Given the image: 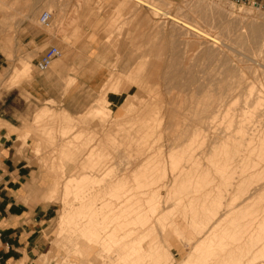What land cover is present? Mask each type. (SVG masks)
I'll use <instances>...</instances> for the list:
<instances>
[{
    "label": "rangeland",
    "instance_id": "rangeland-1",
    "mask_svg": "<svg viewBox=\"0 0 264 264\" xmlns=\"http://www.w3.org/2000/svg\"><path fill=\"white\" fill-rule=\"evenodd\" d=\"M145 1H154V2L158 1L159 6H157V7L162 9V11H166L168 13H171L172 15L175 14L176 16H178L180 18H185L184 20H188L192 23H196L198 25H201L200 26L201 28L206 29V31H209V32L211 31V33H214L215 35H217L219 37V39L222 38L219 41V44H217L218 47L215 48L217 50V53L215 52L216 58L215 57L212 58V60L214 59L213 62L211 61V59L209 61L207 57L203 56V52H204L203 48L206 49L205 46H201L202 49H201V47H199V48H197L198 49L197 50L192 45V43H189V44L185 43L186 38L188 39L190 36L187 37L184 34L185 32H183L182 29L180 30V28L179 29L176 28L180 32H178V30H177L175 33L176 35L173 38L172 35H173V32H175V30H174L175 28H171L172 25L170 24V21L164 15H162L161 10L158 9L156 11L158 13L157 16H159V17H157L156 15L153 16L154 13L152 12V10H150L149 8L147 10L146 6L144 7V5L141 3L138 5L137 2H135L134 0H133L134 4L132 3V0H0V75L2 74V77L0 79V96H2L3 94H8L11 90H18V92L14 93V94L12 91L8 100L14 106V108H16V110H18L17 113H19V115H21L17 120H15V122H18L19 124H21L23 126V129L25 132L23 135V141H25L27 139L31 140L32 154L35 157L36 162H37V169H38L39 175L41 177V182L45 185V189H46L45 200L50 201L49 203L52 205L53 210H54L53 211V218L48 223V227L45 230V238L47 241V246L45 249V253L42 254L38 259L39 264H50V263L56 264L58 261V257L66 254V253H64L66 251L65 249H67V250L70 249L71 243L68 240H65L66 245H65L64 249L62 248L61 245L56 246V244H55V241L57 239V237H56V226L58 224L59 216H60L62 209H63V202H62L63 184L71 176H74L78 172L76 170V167L78 165L77 163L80 160H84L82 158V156L88 150L94 148L95 154L91 157L92 160H89L90 164L96 163V161L97 162L102 161V163L105 162L104 163V169L105 168H113L115 171L118 170L117 169L118 167H120L122 169L125 164L130 165L133 168H135L137 166V163H139L141 161L138 159H136V161H135V159H134V158H136L134 156L137 155L135 153H138V151H139L137 149L140 148V143H136L137 140H138V142H140V140L137 139L136 136H139L143 132L142 131L143 126H145L143 124V121H145V118H149V117H150L149 119H146L148 124L150 122H153L152 119L155 122V124L154 123L149 124L150 126L152 125L155 128V130H153V127L151 126V131L152 130L153 131L148 134V140L150 141L149 142V150H150L149 153H151V154L148 153V156H151L150 159L152 158V160H150V164L155 158L153 156H155V154H156V157H157L159 152H160V154L158 155V160H159V158H161V160H159V162L156 165V170L153 173L154 177H151V179H153V180L151 182H148V185H150V186H148L149 187L148 189H150V190H147V192H146V190H143V191H140L138 189L133 190L134 199H137L142 205L144 204L143 207L145 206L144 207L145 209L143 210V213L148 216V220L145 221V223H142V224L134 223V224H129L130 226L128 225L129 226L128 228L130 229L129 240L133 244H135L136 246H138L137 242L141 241L139 246L141 248L142 255L140 257H162V259H164L165 257H169V258H171L173 264H176V263H179L180 261L184 262L183 260H186L187 257H200V256H202V254H201L202 251L201 250L199 251L198 248L205 241L203 239L204 235L199 233L200 226L202 225L201 223L206 219V218L204 219V217L209 218V222H210L211 227L214 225L216 227V223L219 222V219H222V220H220L219 228H221V227L222 228H227V227L229 228V226L231 229L232 228H235V229L238 228L239 232H237V234H236V232H232V234L230 233V235H229L230 237H226V234H223L224 235L223 237H225V238H223L222 235L220 234L221 235L220 238H222V239H219V237L217 239V237H216L213 239L214 242L212 241V243H213L214 248H217V247L219 248V246L221 245L220 242L223 241L222 246H225L226 249H227L226 245L230 244V246H232L230 249L235 248L234 250L240 252L243 249L245 250V247H246V246H243V245H245L244 241H245V238L247 236L244 231L248 228H251L250 226L252 225V224H249V223H251V221L248 220L250 218L249 215H256L259 213H264L263 212V209H264V202H263L264 201V191L262 192V190L264 188V187H262V186H264V182L262 180V179H264L263 178L264 177V174H263L264 171H262V170H264V168H262V167H264V165H263L264 157L260 158L261 160L259 161V159H257V157H255L256 153H254V152L252 153V152H250V150H248L249 148L252 149V148L257 147V146H255V144H252L251 146L249 145V147L246 148L247 147L246 142L243 139L241 140L243 133L241 134V138H240V134H239L240 132L238 133L239 129L236 133H234L237 130V128L239 127V124H240L239 122L241 121V123H242V120H241V117L239 114V112H240L239 109H240V107H242L244 105V102L246 101L245 100L246 98H243V97H245L247 87H249V88L254 87L256 89V91L258 90L259 93L262 96H264L263 95L264 94V92H263L264 91L263 90L264 85L263 86L260 85V84H264V78H263L264 77V71L262 72L263 68L260 64V59L264 58V51L260 52L259 50H257L255 52L256 55H252V54H250L249 51H247L246 46H244V47H243V45L238 46L237 42L235 44V39H234L233 35L228 36L226 34H221L219 32V27H217L218 26L217 21L214 22V24H213V21L210 22L209 19L207 21V18L204 19V17H203V19H204L203 20L201 17H199L196 14H193V15L190 14L189 8L193 7V5L199 4L201 2L204 4L201 7H205L206 4L208 5L211 2L212 3L218 2V0H200V1L199 0H145ZM203 1H205V2H203ZM131 4H132V6H131ZM218 6H217V10H220L222 12L223 11L224 12L229 11L235 15L239 13V10H237V9L245 8L247 11V17H248L247 20L248 21H250V20L254 21L255 20L256 24L264 25V0L263 1H261V0H219ZM139 9H141V10H139ZM44 11L51 13L50 25L47 27L41 25L39 22V17ZM187 13H189V14H187ZM208 13H211V12H208ZM135 14H137V15L139 14L138 15L139 18L137 17V15L135 16ZM213 14H215V13H213ZM190 15H191V17H190ZM211 15H212V13H211ZM196 16H197V18H196ZM187 17H189V18H187ZM192 17L194 19L196 18L195 20L197 22H195L194 19H192ZM247 17H245V18H247ZM162 20H164V21L166 20L165 22H163L165 24L161 23ZM167 21H169V22H167ZM150 22L152 23V25ZM204 22H206V23L204 24ZM161 24H163V25H161ZM215 24H217V26ZM158 25H160L161 27L160 26L158 27ZM146 26H148V27H146ZM172 30H174V31H172ZM156 32H157V35L158 34H160V35L156 36ZM158 32H160V33H158ZM177 32H178V34L180 33L181 37H179ZM167 36L171 37V39H173V40H170V38H168ZM183 36L186 38H184ZM35 37H37L38 39L45 37L47 43L43 46H39L33 40V38H35ZM155 38H156V40H154ZM184 39H185V41H184ZM162 40L164 41V43ZM167 40H168V42H166ZM175 40H177V42H176V44H173L175 42ZM181 40H183L184 42H182ZM222 40H223V42H222ZM152 41H153V43H152ZM182 43L183 44L185 43L187 46H185V44L182 46ZM171 44L173 47L171 46ZM228 44L230 45V47ZM232 44H235V45L233 46ZM177 45L178 46L181 45L179 49H176L177 47L176 48L174 47ZM51 46H55L59 49L60 56H58L56 59L53 60V62L50 64L48 69L42 71L38 68L37 63H38L40 57L42 56V54L46 51V49H48ZM159 46H161V47H159ZM235 46L239 47V49L235 48ZM170 47H172V48H170ZM184 47H186V48H184ZM151 48H152V50L150 51ZM174 48H175V54L173 52ZM189 48L192 50H190ZM185 50H187L188 52ZM195 50H197V51H195ZM223 50H225V51H223ZM178 51H180L182 53L184 51V53H187L188 56H186V54L179 53ZM191 51H193V52H191ZM199 51L201 52V54L199 53ZM219 51L222 52L223 56L221 55V53ZM171 52L173 53L172 56L170 55ZM190 52H191V54H190ZM196 52H198V53H196ZM218 52H219V54H218ZM178 53L180 54L179 56L182 55L181 56L182 59L180 58V61H178V59H179ZM195 53H196V55H195ZM189 54H190V56H189ZM192 54H194L193 55L194 57L195 56H197V57H195V58L192 57ZM197 54L198 55L200 54V55L198 56ZM229 54H230V56H229ZM244 54H246L247 57ZM148 56H152V58L151 57L149 58ZM170 56H171V58H170ZM173 56H174V58L172 59ZM253 57H254V59H253ZM183 58H184V60H183ZM190 58H192L191 59L192 61L189 60ZM169 59L172 61L171 63L168 62V61H170ZM206 59L208 61H206ZM219 59L221 60V63L219 62L220 61ZM251 59H253V60H251ZM187 60L190 61L191 63L188 62ZM215 60H218V62ZM246 60H247V62H246ZM181 61H182V63H181V65H179ZM239 61H240V63H239ZM241 61H243V62L241 63ZM173 62H175V63H173ZM206 62H208L209 65H208V63L206 64ZM244 62H245V64H244ZM176 63H178V64H176ZM188 63H190V66ZM228 63H230V66ZM18 64L20 65V67ZM169 64H174V65L176 64V67L174 65H169ZM186 64L188 66L185 67ZM203 64H204V67H203ZM177 65H179L180 67H178ZM221 65L225 66V68L223 67L224 69H227V67L230 68V70L234 71V73L229 74L228 70H226L227 72L223 71V74H220L219 72H221L223 69ZM14 66L16 67L15 72H13L9 75L8 74L6 75L4 73V71H6L8 69L11 70L12 67H14ZM161 67H162V69H161ZM172 67H175V69ZM183 67L185 69L189 68V70H187V69L185 70ZM168 68H172V70L171 69L169 70ZM176 68H178V71H175ZM179 69H181V70L184 69L185 71L184 70L179 71ZM20 71H22V72H20ZM155 71H157V72L154 73ZM163 71H165L166 77L163 76L164 75ZM171 71H175V72L172 73ZM186 71H188V73H190L192 75L188 74ZM189 71H191L192 73ZM158 72H159V74H158ZM168 72H170L173 75H175V73L177 72L176 75H179V76H182L184 73L185 74L187 73L190 77L192 76L194 78L192 80H189V82L187 81L188 79L183 78V77H181L183 79V81L182 80L180 81L178 78H176V79H174V81H172L173 78H170L171 80H170V82H168L169 77H167V76L171 75ZM216 72H218V73H216ZM35 75H42L43 78L49 79V83L52 85L51 88H52L53 92L59 94L60 99L56 100V101L51 100L47 104L31 100L29 97V94L23 90V84L29 83ZM158 75L160 77H158ZM241 75H242V77H241ZM162 76H163V78H162ZM220 76H222V78ZM236 76H238V77H236ZM260 76H262V77H260ZM110 77H111V79H110ZM217 77L220 78L219 81H218ZM229 77H230V79L228 80ZM239 77H241V79L242 78L243 79L241 80L242 82L237 85L236 83L238 82L237 80ZM198 78H199V80H198ZM202 78H204V79H202ZM175 80H177L178 82H176ZM195 80H196V82H194ZM179 81H180V83H179ZM198 81H199V83H198ZM262 81H263V83H262ZM111 82H112V84L114 83L115 85H112ZM166 82H167V84H166ZM171 82H173V84H170ZM174 82H175V84H174ZM182 82H185L186 84L185 83L182 84ZM197 83L199 86H197ZM213 83H215V84H213ZM177 84H178V86H180L179 88H178V86H175ZM218 84H221V85H218ZM231 84H232V86H231ZM140 85L142 86V88ZM164 85H166V86H164ZM168 85H170V86L168 87ZM173 85L175 87H173ZM184 85H185V87H184ZM202 85H204V86H202ZM150 86H151V88H150ZM216 86H217V89H216ZM258 86H261V87L259 88ZM171 87H173V89ZM182 87L185 89H183ZM196 87H198L200 91ZM218 87H220V88H218ZM212 88L216 89V90L214 91ZM243 88L244 89L246 88V89L244 90ZM138 89H139V91H138ZM195 89H197L198 91ZM205 89L208 90V92H211L212 90H213L212 92H215V93L211 92L213 95H210L211 93H209V95L207 97V99L210 98L209 101L207 100V102L209 104L205 101L206 100V97L204 96L205 92H206ZM220 89H221V92H219ZM232 89L234 90L233 92H231ZM261 89H262V91H261ZM171 90H174L176 92L171 91ZM179 91H181V92H179ZM191 91H193L194 93ZM154 93H156V94H154ZM157 94H158V97L155 96ZM169 94H170V96H169ZM189 94H191V96L193 95L194 98L190 97ZM199 94L202 98L203 97L204 98L202 99L200 96H198ZM202 94H204V95L202 96ZM151 96H152V100H151ZM105 97L108 100L107 104H105L103 101H101V99H103ZM155 97H157L156 98L157 103L154 102V101H156ZM211 97H213V99ZM109 98H112V99L109 100ZM174 99H177V100H174ZM179 99H180V101H179ZM199 99H200V102H199ZM158 100H159V103H158ZM164 101H165V105H164ZM194 101L197 105H199V107L198 106L195 107V104H193ZM263 101H264V98L262 99L261 102L263 103ZM154 103H155V105H154ZM161 103H162V105H161ZM205 103L208 104V108L210 109V110L206 109L209 112L208 114L206 113L205 108L204 109L202 108V106L205 107L204 106ZM126 104L128 107L126 106ZM130 104L132 105V107ZM144 104L146 106H144ZM156 104H158V105H156ZM173 104H174V106H173ZM176 104L179 106L180 109H178ZM231 104L233 105V107ZM139 105H140V107H139ZM191 105L194 106L195 108L192 107ZM263 105H264V103L260 104V106H261L260 108H263L262 107ZM234 106H236V107L234 108ZM42 107H48L52 111H54L56 114H60L62 110H66L72 115L75 123L73 122L69 127H66V128H64V126H60V124H58V123L51 125V123L48 121H44L42 123H37L34 121V114L39 108H42ZM146 107L147 108L149 107V108L147 109ZM154 107H157V108H154ZM174 107H176V109H174ZM212 107H214V108H212ZM145 109H146L147 113L144 111ZM160 109L162 110V112L160 111ZM195 109L198 111H200L202 109V111L198 112V111H195ZM155 110H157V111L154 112ZM165 110H166V112H165ZM212 110H213V112H212ZM148 112H150V113H148ZM157 112H158V115L156 117ZM192 112L194 114L197 113L195 115V119H194V117H192L194 115ZM229 112H230L231 116L227 115ZM200 113H202V114H200ZM234 113H236L237 116ZM139 115H141V116H139ZM164 115H165V119L163 118ZM122 116H124V117H122ZM161 116H163V117H161ZM223 116H224V119L222 118ZM227 116H228V118H230V117L231 118L228 120ZM121 117L123 119H125L126 123L123 122L124 124L119 125L118 123H119V119H121ZM198 117L199 118L201 117L200 118L201 122H200V120L199 121L197 120V119H199ZM225 117H226V119H225ZM234 117H236L240 120L238 121V119H236ZM142 118H144V119L141 120ZM162 118L164 119V122H162L163 121ZM232 118L235 119V121H236V122H234L235 124L233 123L234 119H232ZM255 118H258V117L254 116V117H252L253 121L250 120V122L248 121L246 123H248V125L250 126L249 129L251 131L256 132V134H259V132L263 128L262 119L264 121V115H261L258 119H255ZM115 119H118V120H115ZM202 119H204L203 123H202ZM134 120H135V122H134ZM157 120H160L161 123H159ZM191 120H193V121H191ZM194 120H195V122H194ZM224 120H226V121H224ZM256 120H257V122H255ZM111 121H113V122H111ZM136 121L137 122L139 121V123L137 124ZM198 122H199V124H198ZM214 122H215V124H214ZM77 123H79V124H77ZM156 123L157 124L159 123L160 126H159V124L157 126ZM200 123H202L203 126H202V124L200 125ZM227 123H229V124H227ZM176 124H177V126H180V127L177 128L176 126H174ZM230 124H231V126L232 125L235 126V128H234V126H232L234 130L230 129V128H232V127H230ZM161 125H162V127H161ZM139 126H141V129ZM256 126H258V127H256ZM122 127H123L124 132H122V133L119 132L120 135H119V133L117 134V130L119 128L122 129ZM201 127H203V128H201ZM216 127L218 128V130H220L221 128L225 129L224 132H221L222 129L220 132L222 134L225 133L224 135L227 134L225 136L226 138H228L227 136H229L230 134L231 135L234 134L233 136L237 137V138H235L236 139L234 142L235 145L236 144L238 145L239 142L244 143L243 146H242V144L240 145V143H239L240 147L238 145L239 149H242V150H240V152H238L239 149H238V147H237V149H235V147L237 145L234 146V144H232L233 146L231 147L230 141H227L228 144H225L224 146H222V144L226 143L224 141L226 139H225L224 135H222L220 132L217 133V131H218L217 129H216V131H212V130H215ZM227 127L230 130H227L228 129ZM252 127L255 130H253ZM183 128H184V130H183ZM68 129H70V130H68ZM136 129H138L139 132L141 131L140 134L138 133V130H136ZM156 129H157V131H156ZM164 129L166 132L164 131ZM172 129H173V131H172ZM188 129L191 132L194 131L193 133H194V135L195 134L196 135L193 136L192 135L193 133H191ZM226 130L229 131V133L228 132L226 133ZM134 131L137 132V135H136V133L135 134L133 133ZM198 131H201V133L200 132L198 133ZM251 131H249V132H251ZM153 132H155L156 134ZM254 132H251V133H254ZM157 133L159 136H157ZM215 133H217L216 138L215 137L213 138L212 135L213 134L215 135ZM152 134H153V136H152ZM204 134H206V135H204ZM219 134H221V136ZM191 135L193 138H191ZM197 136H198V139H197ZM222 136H223V140H222ZM156 137H158V138L156 139ZM179 137H181V138H179ZM119 138H120V140H119ZM122 138H123V140H122ZM128 138H129V140H128ZM133 138H134V141H133ZM166 138L168 140H166ZM238 138H240V139H238ZM211 139L213 141H211ZM181 140H183V141H181ZM238 140H240V141H238ZM69 141H71V142L69 143ZM153 141L154 142L156 141V142L153 143ZM167 141H169V142H167ZM172 141L174 144H172ZM201 141H203V143ZM220 141H221V143H220ZM241 141H244V142H241ZM213 143L216 146H214ZM217 143L221 144V145L218 146ZM128 144L130 147L127 146ZM169 144H171V145H169ZM135 145L136 146L138 145V146L136 147ZM160 145L162 148L160 147ZM154 146H156V147H154ZM169 146H173V147H169ZM74 147H75V149H73V152L74 153L79 152V153L77 155H75L72 159H70L71 157L66 150H69L70 148L72 149ZM128 147H129V149H128ZM200 147H202V148H200ZM215 147L217 150L214 149ZM62 148L65 149V152L62 151ZM168 148H170V149H168ZM171 148H175V149H171ZM233 148H234V150L237 151V153H239V154H237V153L235 154L233 151V154H235L237 156L240 155V156L237 157V156L230 153V151L232 152ZM104 149H105V151H104ZM155 149L157 150V152ZM246 149H247V152H249V154H247L246 151H245L246 154H245V152H244V154L246 156L249 155L250 157L247 156L249 158H247L242 152ZM256 149L257 148H255L254 151H256ZM152 150L154 151V154H153ZM170 150H171V152H170ZM215 150L217 151V153ZM218 150L222 151L224 154V155L221 154L219 156L222 159L219 157L217 158V156H216V155H219V153H221V152H218ZM225 150H226L227 154L224 152ZM184 151H186L185 154H184ZM188 151H190V153ZM211 151H213V152H211ZM227 151H229V152H227ZM241 152H242V155H241ZM100 153H102V154L106 153V156L101 155ZM163 153H165V154H163ZM228 153L231 156L233 155L235 157H232V159H228V158H231V156ZM250 153L252 155L254 154L253 157ZM181 154H182V156H181ZM189 154L191 157L189 156ZM191 154H193V155H191ZM210 154H211V156H210ZM225 154L229 155V157L228 156L226 157ZM67 156H69L70 158ZM185 156H187V157L185 158ZM212 156H213V159H212ZM214 156L216 158H214ZM188 157H190V158H188ZM254 157H255V159H254ZM251 158H253L254 160ZM214 159H216V160L220 159V160H218L219 162H221V160H224V159L226 161L221 162L222 164L224 162L225 163L223 165H220L221 163L219 164V162H217V161L214 162L215 161ZM241 159L243 161L244 160H246V161L243 162ZM256 159L258 160L257 162H259V163L256 162ZM105 160H107V161H105ZM248 160H249L251 166H253L252 163L256 162L257 168L259 169V171L261 170L263 173L261 172V174H260L259 171L257 173L258 169H255L256 168L255 166H254L255 168H253V170H252V167L249 166V164H248ZM132 161H135L136 163L132 162ZM117 163H118V165H117ZM122 163H123V165H121L122 166L121 167L120 164H122ZM228 163L229 164L231 163L232 165L231 164L229 165ZM261 163H262V166H261ZM61 164L63 166L62 169H60ZM216 164L217 165L219 164V165L217 166ZM257 164L261 167H259ZM105 165H106V167H105ZM116 166H117V168H116ZM157 166L162 167L165 170H163L162 168H159ZM172 166H174V167H172ZM232 166H233V168H235V170H233V171L237 172V173L232 174V176H231L230 174L233 172ZM246 166L249 167L250 169L247 168ZM199 167H200V169H199ZM217 167L219 168V170H217L218 169ZM245 167H246V171H245L246 174L243 172L245 170ZM170 168H172V171ZM189 168H192V169L190 170ZM196 168H198V169L196 170ZM220 168L226 169V170L224 169V171H223L224 173H225V171H227L226 174H224L223 176L220 175V171H222V170H220ZM240 168L242 170L243 169L244 170L242 171ZM182 169L183 170L186 169V170H184V171H182V173H180L179 171ZM227 169H229V170H227ZM107 170L108 169H106V172H107ZM173 170H175V171H173ZM192 170H194V171H192ZM247 170L248 171L251 170V171L248 172ZM185 171H187V172H185ZM191 171L195 175L197 172L196 176H198V177H195V175ZM203 171L205 173L207 171L206 175H204L205 173ZM175 172H177V173L175 174ZM183 172H184V176L190 175L189 177H187V176L185 177L186 180L183 178L184 177ZM98 173L99 172L96 171L95 174L98 175ZM127 173L131 176V177L129 176V178L131 179L132 184L134 182L133 185H135V186L137 185V183H135V181L132 180V176L135 177V175H137V177H139L140 175H142V177L140 176L138 178L139 180L143 181V182L140 181L141 184H143L144 181L146 180L144 177L145 175H143L141 172L131 174L132 172L128 171ZM190 173H192V174H190ZM198 173H199V175L201 174V177L198 175ZM210 173H211V175H210ZM251 173L252 174L254 173V174L252 175ZM104 174L105 173H103L102 175H104ZM179 174H180V177L182 176L181 178L178 177ZM256 174H257V176H256ZM258 174H259V176H258ZM99 175H101V173ZM192 175H193V177H192ZM170 176L172 177V179ZM204 176L206 179L204 178ZM211 176L213 177V179H211L212 178ZM260 176H261V178H259ZM107 177L108 176H106V178ZM207 177H209V178H207ZM148 178L150 179V176ZM176 178H178V180ZM190 178H191V180H190ZM192 178H194L195 180ZM200 179L202 181H200ZM233 179H234V181H233ZM243 179H245L244 180L245 183L243 182ZM207 180H208V182H207ZM241 180H242V182H241ZM260 180H262V181H260ZM195 181H197V182H195ZM232 181H233V183H232ZM250 181H252V182H250ZM259 181L262 183H260ZM172 182H174V184L175 183L176 184L174 185ZM183 182H184V184L187 183V185L184 186ZM202 182H205V183H202ZM212 182H214V183H212ZM229 182L232 183L231 184L232 186L230 185ZM247 182L249 183V185ZM146 183L147 182L145 181L144 184H146ZM193 183L196 186H194ZM201 183L204 184V186L203 185L201 186L200 185ZM250 183H251V185H250ZM256 183H259V185L257 184L258 188L256 186ZM190 184H191V186H190ZM197 184L199 185L200 189H196V188H199L197 186ZM205 184H206V187H205ZM215 184H219V186L215 185ZM241 184L242 185L244 184V185L242 186ZM253 184L255 185V187ZM208 185H210V186H208ZM247 185L250 187H247ZM214 186H218V187L214 188ZM178 187H180V188L184 187L185 190L182 188L184 190V192L181 191L182 189L180 190V188H178ZM201 187L202 188L205 187L204 189L205 190L207 189V190L204 191V189H202ZM244 187H246L247 189H243ZM252 187H254V188H252ZM189 188H190V190H189ZM250 188H251V190H250ZM187 189H188V191H187ZM192 189H193V191H192ZM209 189H211V190L209 191ZM217 189H219V190H217ZM246 190H248L249 192H247ZM149 191H151L152 193ZM240 191H241V193H240ZM244 193H246V194H244ZM261 193H262V195H261ZM241 194L244 196H242ZM255 195H257L258 197H256ZM218 196H219V199H218ZM238 196H240V197L238 198ZM254 197H255V199H254ZM234 198H236V199H234ZM241 198H242V200H241ZM143 199H144V201L142 202ZM248 199L251 200L250 201L251 203L249 202ZM209 200L210 201L214 200V202L208 203ZM216 200H218L217 201L218 204L215 202ZM233 200L236 201L237 203L234 202ZM255 200L257 202H255ZM202 201H204V203ZM232 201H233V203H232ZM247 201H248V203H247ZM188 202H190L191 204ZM193 203L195 204L196 209L192 208V207H195ZM196 203L198 204V206L196 205ZM210 204L212 205V208H211ZM228 204H229V206H228ZM246 204H247V206H252L255 204L254 205L255 207L252 206L254 209L252 207H246ZM191 205H192V207H191ZM203 205H204V208H203ZM215 205L218 208H216ZM154 206H155V210H154V212H152V208ZM206 207H208L212 210V211L210 210L211 213H210V211L204 210V209H206ZM213 211H217V214L213 216L214 220L212 219V215H213L212 212ZM193 212H194V214H193ZM207 212H208V215L206 214ZM248 212H249V214H248ZM195 213H197V215ZM246 215H247V217H246ZM192 216L195 217L194 220H193ZM247 222H248V224H246ZM198 227H199V229H198ZM217 227H218V225H217ZM218 230H220V229H218ZM199 234L202 238L201 237L199 238ZM235 235L236 236H239V235L244 236L245 235V236L242 237L243 239L240 237L242 239V241H241L240 238H237ZM232 236H233V238H232ZM216 240H219V241H216ZM240 241H241V244L239 245L238 243ZM133 244H131V246L133 248L136 247ZM236 245L243 246V247H241L243 249L240 250L241 248L240 249L237 248L238 249L237 250ZM115 247L116 246L112 247L113 252L111 253V257L113 256V260H112L113 263H116L117 262L116 257H120V255H121L120 248H118V247L115 248ZM204 247H206L207 252L210 253L209 251H211V247L210 246L209 247L204 246ZM204 247L201 246V248H204ZM256 248H258L257 250H259L260 246L256 247ZM256 248H255V250H256ZM226 249L224 252L227 253L229 251V248L227 250ZM215 251H217V250H215ZM224 252H223L224 256L221 254L217 255L215 253L216 256H214L215 254H213V256L209 254L208 257H218V256L219 257H226V254ZM236 253H238V252H236ZM244 254L242 255V257H248V256H244ZM252 255H253V253H251L249 255L250 258H248V259H251ZM69 257L72 260H74L77 264H79V258H78L79 255L73 254L72 252H70ZM130 257H138V254L133 253L132 256H130ZM238 257H240V255H238ZM132 264H134V263H132ZM257 264H260V263H257Z\"/></svg>",
    "mask_w": 264,
    "mask_h": 264
},
{
    "label": "bare ground",
    "instance_id": "bare-ground-1",
    "mask_svg": "<svg viewBox=\"0 0 264 264\" xmlns=\"http://www.w3.org/2000/svg\"><path fill=\"white\" fill-rule=\"evenodd\" d=\"M135 2H137V4L139 5L140 3L141 4H143L144 5V7L146 6V8H147V10H148V8L150 9V10H152V12L154 13L153 14V16L154 15H158V13L156 12L158 9L159 10H161V13H162V15H164L169 21H170V24L173 26H171V28H175L174 30H175V32H173V38H174V36L176 35L175 33H176V31L180 28V30L182 29L183 30V32H185L184 34L188 37V36H190L188 39L186 38V37H184V38H186V42L185 43H192V45L197 49V48H199V47H201V46H205V48L206 49H204L203 48V56H205V57H207L208 58V60L210 61V59H211V61L213 62V60H212V58H214L215 57V52L217 53V50L215 49V48H217L218 47V45L217 44H219V41L222 39H219V37L217 36V35H215L214 33H211V31L209 32V31H206V29H203V28H201L200 26L201 25H198V24H196V23H192V22H190V21H188V20H184L185 18H180V17H178V16H176L175 14L174 15H172L171 13H168V12H166V11H162V9H160V8H158L157 6H159V2L157 1V2H154V1H145V0H134ZM200 1V0H199ZM203 2H205V1H203ZM214 2V1H213ZM132 3H133V0H132ZM197 3V2H196ZM134 4V3H133ZM206 4V3H205ZM137 5V6H138ZM202 5H204L203 3H199V4H195V5H193V7H190L189 8V11H190V14H196V15H198L199 17H201L202 19H203V17H204V19L205 18H207V21H208V19L210 20V22L211 21H213V24H214V22H216L217 21V24H218V26H217V24H215L217 27H219V32L221 33V34H226V35H228V36H231V35H233V37H234V39H235V44H236V42L238 43L237 45L239 46V45H243V47L244 46H246V48H247V51H249L250 52V54H252V55H256L255 54V52L257 51V50H259L260 52L261 51H264V25H260V24H256V22H255V20L253 21V20H250V21H248L247 19H248V17H247V11H246V9L245 8H240V9H237V10H239V13L238 14H232L231 12H222V11H220V10H217V6L219 5V0H218V2H214V3H210V4H206V8L205 7H201ZM130 6V5H129ZM131 6H132V4H131ZM134 6V5H133ZM142 6V5H141ZM163 7V6H162ZM219 7V6H218ZM166 8V7H165ZM138 9V8H137ZM139 10H141V9H139ZM208 12H211L212 13V15H211V13H208ZM249 12V11H248ZM137 13V12H136ZM213 13H215V14H213ZM141 14V13H140ZM148 14V13H147ZM187 14H189V13H187ZM137 14H135V16H136ZM139 15V14H138ZM137 15V17L139 18V16ZM178 15V14H177ZM152 16V17H153ZM180 16V15H179ZM195 16V15H194ZM150 17V16H149ZM151 17V18H152ZM157 17H159V16H157ZM185 17V16H184ZM190 17H191V15H190ZM245 17H247V18H245ZM150 18V19H151ZM187 18H189V17H187ZM196 18H197V16H196ZM195 18V19H196ZM154 19V18H153ZM152 19V20H153ZM192 19H194L193 17H192ZM191 19V20H192ZM194 19V21L195 22H197L196 20ZM199 19V18H198ZM197 19V20H198ZM203 19V20H204ZM137 20V19H136ZM151 21V20H150ZM166 21V20H165ZM164 20H162V22L161 23H163V22H165ZM169 21H167V22H169ZM199 21V20H198ZM201 21V20H200ZM206 21V20H205ZM206 21V22H207ZM134 22V21H133ZM137 22V21H136ZM206 22H204V24L206 23ZM149 23V22H148ZM151 23V22H150ZM163 24H165V23H163ZM163 24H161V25H163ZM151 25H152V23H151ZM150 25V26H151ZM154 25V24H153ZM160 25H158V27H159ZM205 26V25H204ZM203 26V27H204ZM146 27H148V26H146ZM154 27V26H153ZM152 27V28H153ZM161 27V26H160ZM170 27V26H169ZM211 27V26H210ZM214 27V26H213ZM145 28V27H144ZM143 28V29H144ZM176 28H178V29H176ZM206 28V27H205ZM208 28V27H207ZM248 28V29H247ZM162 29V28H161ZM160 29V30H161ZM211 29V28H210ZM209 29V30H210ZM214 29V28H213ZM217 29V28H216ZM174 30H172V31H174ZM178 32H180L179 30H178ZM178 32H177V34H178ZM182 32V33H183ZM155 33V32H154ZM158 33H160V32H158ZM166 34V33H165ZM168 34V33H167ZM172 34V33H171ZM153 35V34H152ZM160 34H158L157 35V32H156V36H159ZM179 35V37H181L180 36V33L178 34ZM182 35V34H181ZM155 36V35H154ZM225 36V35H224ZM223 36V37H224ZM168 37V36H167ZM182 37V38H183ZM168 38H170V40H173V39H171V37H168ZM178 38V37H177ZM152 39V38H151ZM150 39V40H151ZM158 39V38H157ZM166 39V38H165ZM181 39V38H180ZM226 39V38H225ZM154 40H156V38L154 39ZM169 40V39H168ZM168 40L166 41V42H168ZM178 40V39H177ZM177 40H175V42L173 43L172 41V43L173 44H176V42H177ZM224 40V39H223ZM223 40H222V42H223ZM227 40V39H226ZM231 40V39H230ZM149 41V40H148ZM163 41V40H162ZM182 42H184L185 41V39H184V41L183 40H181ZM228 41V40H227ZM150 42V41H149ZM157 42V41H156ZM221 42V43H222ZM152 43H153V41H152ZM155 43V42H154ZM158 43V42H157ZM163 43H164V41H163ZM184 43V44H185ZM167 44V43H166ZM178 44V43H177ZM180 44V43H179ZM183 43H182V46L184 45ZM224 44V43H223ZM235 44H232L233 46L235 45ZM147 45V44H146ZM155 45V44H154ZM226 45V44H225ZM229 45V44H228ZM149 46V45H148ZM156 46V45H155ZM163 46V45H162ZM170 46V45H169ZM171 46H172V44H171ZM181 46V45H180ZM180 46H174L176 49H179L180 48ZM185 46H187L186 44H185ZM223 46V45H222ZM145 47V46H144ZM159 47H161V46H159ZM167 47V46H166ZM173 47V46H172ZM172 47H170V48H172ZM189 47V46H188ZM229 47H230V45H229ZM242 47V46H241ZM242 47V48H243ZM175 48L173 49L174 51V54H175ZM184 48H186V47H184ZM192 48V47H191ZM235 48H238L239 49V47H237V46H235ZM139 49V48H138ZM161 49V48H160ZM190 49V48H189ZM201 49H202V47H201ZM224 49V48H223ZM234 49V48H233ZM152 50V48L150 49V51ZM154 50V49H153ZM162 50V49H161ZM160 50V51H161ZM190 50H192V49H190ZM198 50V49H197ZM197 50H195V51H197ZM200 50V49H199ZM216 50V51H215ZM172 51V50H171ZM177 51V50H176ZM185 51H187V50H185ZM223 51H225V50H223ZM229 51V50H228ZM232 51V50H231ZM234 51V50H233ZM239 51V50H238ZM241 51V50H240ZM244 51V50H243ZM163 52V51H162ZM179 53H182V52H180V51H178ZM188 52V51H187ZM191 52H193V51H191ZM191 52H190V54H191ZM220 52V51H219ZM219 52H218V54H219ZM230 52V51H229ZM248 52V53H249ZM150 53V52H149ZM172 53V52H171ZM170 53V55L172 56L173 55V53L171 54ZM178 53V56L180 55ZM196 53H198V52H196ZM196 53H195V55H196ZM199 53L201 54V52L199 51ZM221 53V55L223 56V54H222V52H220ZM224 53V52H223ZM227 53V52H226ZM243 53V52H242ZM162 54V53H161ZM169 54V53H168ZM182 54H186V56H188L187 55V53H184V51H183V53ZM190 54H189V56H190ZM199 54V55H200ZM217 54V55H218ZM194 54H192V57H194L193 56ZM198 55V54H197ZM198 55V56H199ZM245 56H246V54H244ZM243 55V56H244ZM153 56V55H152ZM152 56H148L149 58L151 57L152 58ZM161 56V55H160ZM171 56H170V58H171ZM177 56V55H176ZM175 56V57H176ZM182 56V55H181ZM181 56H179V59H178V61H180V58L182 59V57ZM229 56H230V54H229ZM241 56V55H240ZM242 56V57H243ZM251 56V55H250ZM249 56V57H250ZM147 57V58H148ZM162 57V56H161ZM195 57H197V56H195ZM194 57V58H195ZM239 57V56H238ZM247 57V56H246ZM167 58V57H166ZM174 58V56L172 57V59ZM189 58V57H188ZM193 58V59H194ZM216 58V57H215ZM225 58V57H224ZM231 58V57H230ZM252 58V57H251ZM160 59V58H159ZM176 59V58H175ZM192 58H190L189 60L190 61H192L191 60ZM218 59V58H217ZM253 59H254V57H253ZM253 59H251V60H253ZM170 60V59H169ZM183 60H184V58H183ZM197 60V59H196ZM201 60V59H200ZM207 59H206V61H208ZM220 60V59H219ZM259 60V59H258ZM257 60V61H258ZM175 61V60H174ZM188 61V60H187ZM186 61V62H187ZM190 61H188V62H190ZM204 61V60H203ZM215 61H217L218 62V60H215ZM249 61V60H248ZM145 62V61H144ZM160 62V61H159ZM168 62H172L171 60L170 61H168ZM177 62V61H176ZM220 63H221V60L219 61ZM243 61H241V63H242ZM246 62H247V60H246ZM167 63V62H166ZM173 63H175V62H173ZM179 63V62H178ZM178 63H176V64H178ZM181 63H182V61L180 62V64L179 65H181ZM191 63V62H190ZM190 63H188L189 64V66H190ZM205 63V62H204ZM208 62H206V64H207ZM239 63H240V61H239ZM238 63V64H239ZM251 63V62H250ZM16 64V63H15ZM21 64V63H20ZM160 64V63H159ZM176 64L174 65V64H169V65H174L175 67H176ZM184 64V63H183ZM211 64V63H210ZM229 64V66H230V63H228ZM227 64V65H228ZM244 64H245V62H244ZM254 64V63H253ZM260 64H261V66H262V68H263V70H262V72L264 71V58H261L260 59ZM19 65V64H18ZM22 65V64H21ZM28 65V64H27ZM179 65H177L178 67H180ZM194 65V64H193ZM208 65H209V63H208ZM226 65V66H227ZM158 66V65H157ZM163 66V65H162ZM186 66H188L187 64L185 65V67ZM192 66V65H191ZM207 66V65H206ZM222 66V65H221ZM246 66V65H245ZM253 66V65H252ZM258 66V65H257ZM19 67H20V65H19ZM18 67V68H19ZM24 67V66H23ZM22 67V68H23ZM168 67V66H167ZM166 67V68H167ZM175 67H172V68H174L175 69ZM203 67H204V64H203ZM217 67V66H216ZM225 68V66H222V68ZM250 67V66H249ZM17 68V69H18ZM29 68V67H28ZM154 68V67H153ZM158 68V67H157ZM172 68H168L169 70L171 69L172 70ZM182 68V67H181ZM184 68V67H183ZM222 69V71L221 72H219L220 74H223V71H226V70H228V72H229V74L231 73V74H233L234 73V71H232V70H230V68H228L227 67V69ZM238 68V67H237ZM261 68V67H260ZM161 69H162V67H161ZM167 69V70H168ZM185 69V68H184ZM184 69H182V70H184ZM187 69V68H186ZM185 69V70H186ZM192 69V68H191ZM204 69V68H203ZM15 70H16V67L14 66V67H12V69L9 71V72H7V74L9 75V74H11V73H13V72H15ZM23 70V69H22ZM181 69H179V71H182ZM184 70V71H185ZM187 70H189V68L187 69ZM238 70V69H237ZM236 70V71H237ZM25 71V70H24ZM175 71H178V68H176V70ZM175 71H171L172 73H174ZM192 71V70H191ZM191 71H189V72H191ZM203 71V70H202ZM213 71V70H212ZM20 72H22V71H20ZM157 71H155L154 73H156ZM164 72V75L163 76H165L166 74H165V71H163ZM187 73H188V71H186ZM227 72V71H226ZM256 72V71H255ZM161 73V72H160ZM168 73H170V72H168ZM177 73V72H176ZM176 73H175V75H173V74H171L170 76L168 75L167 77H169V79H168V82H170V78H173L172 79V81H174V79H176V78H178L180 81L182 80L183 81V79L181 78V77H183V78H186V79H188L187 81L189 82V80H192L194 77H190L188 74H190V73H184L182 76H179V75H176ZM192 73V72H191ZM216 73H218V72H216ZM238 73V72H237ZM236 73V74H237ZM261 73V72H260ZM259 73V74H260ZM151 74V73H150ZM158 74H159V72H158ZM179 74V73H178ZM196 74V73H195ZM198 74V73H197ZM208 74V73H207ZM13 75V74H12ZM152 75V74H151ZM155 75V74H154ZM157 75V74H156ZM190 75H192V74H190ZM212 75V74H211ZM235 75V74H234ZM240 75V74H239ZM15 76V75H14ZM163 76H162V78H163ZM225 76V75H224ZM263 76V75H262ZM262 76H260V77H262ZM121 77V76H120ZM158 77H160L159 75H158ZM166 77V76H165ZM202 77V76H201ZM200 77V78H201ZM215 77V76H214ZM213 77V78H214ZM221 78H222V76H220ZM236 77H238V76H236ZM235 77V78H236ZM241 77H242V75H241ZM241 77H239L238 78V82L236 83L237 85L238 84H240L242 81V79H241ZM116 78V77H115ZM119 78V77H118ZM161 78V79H162ZM218 78V77H217ZM216 78V79H217ZM264 78V77H263ZM110 79H111V77H110ZM160 79V80H161ZM202 79H204V78H202ZM219 79L220 78H218V81H219ZM230 79V77L228 78V80ZM234 79V78H233ZM232 79V80H233ZM198 80H199V78H198ZM212 80V79H211ZM245 80V79H244ZM259 80V79H258ZM127 81V80H126ZM150 81V80H149ZM165 81V80H164ZM163 81V82H164ZM176 82H178L177 80H175ZM180 81H179V83H180ZM185 81V80H184ZM214 81V80H213ZM194 82H196V80L194 81ZM215 82V81H214ZM222 82V81H221ZM220 82V83H221ZM227 82V81H226ZM145 83V82H144ZM159 83V82H158ZM183 83H185V82H182V84ZM198 83H199V81H198ZM198 83H197V86H199L198 85ZM216 83V82H215ZM215 83H213V84H215ZM219 83V82H218ZM225 83V82H224ZM228 83V82H227ZM244 83V82H243ZM252 83V82H251ZM262 83H263V81H262ZM111 84H112V82H111ZM149 84V83H148ZM165 84V83H164ZM166 84H167V82H166ZM169 84V83H168ZM170 84H173V82H171ZM174 84H175V82H174ZM186 84V83H185ZM201 84V83H200ZM212 84V83H211ZM233 84V83H232ZM232 84H231V86H232ZM249 84V83H248ZM254 84V83H253ZM112 85H115L114 83L112 84ZM142 85V84H141ZM140 85V86H141ZM218 85H221V84H218ZM217 85V86H218ZM236 85V86H237ZM246 85V84H245ZM255 85V84H254ZM257 85V84H256ZM260 85H264V84H260ZM143 86V85H142ZM142 86H141V88H142ZM164 86H166V85H164ZM170 85H168V87H169ZM172 86V85H171ZM175 86H178V84L177 85H175ZM174 85H173V87H175ZM202 86H204V85H202ZM217 86H216V89H217ZM235 86V87H236ZM248 86V85H247ZM149 87V86H148ZM147 87V88H148ZM167 87V88H168ZM173 87H171L172 89H173ZM180 86H178V88H179ZM184 87H185V85H184ZM207 87V86H206ZM210 87V86H209ZM222 87V86H221ZM259 88L261 87V86H258ZM257 87V88H258ZM111 88V87H110ZM150 88H151V86H150ZM177 88V87H176ZM175 88V89H176ZM183 88V87H182ZM195 88V87H194ZM198 90H199V88L198 87H196ZM218 88H220V87H218ZM225 88V87H224ZM169 89V88H168ZM167 89V90H168ZM183 89H185V88H183ZM189 89V88H188ZM191 89V88H190ZM197 89H195V90H197ZM213 89V88H212ZM216 89H213L214 91L216 90ZM235 89V88H234ZM244 89V88H243ZM246 89V88H245ZM244 89V90H245ZM137 90V89H136ZM149 90V89H148ZM181 90V89H180ZM192 90V89H191ZM197 90V91H198ZM206 90V89H205ZM211 90V89H210ZM212 90V91H213ZM228 90V89H227ZM263 90H264V87H263ZM138 91H139V89H138ZM171 91H174V90H171ZM200 91V90H199ZM211 91V92H212ZM234 90L232 89L231 90V92H233ZM261 91H262V89H261ZM137 92V91H136ZM170 92V91H169ZM174 92H176V91H174ZM173 92V93H174ZM179 92H181V91H179ZM191 92H193V91H191ZM196 92V91H195ZM211 92H208V90H206V92H205V95L204 94H202V96L204 95L205 97H206V102H207V100L209 101V99L210 98H208L207 99V97H208V95H209V93H211ZM219 92H221V89H220V91ZM264 92V91H263ZM151 93V92H150ZM158 93V92H157ZM184 93V92H183ZM194 93V92H193ZM203 93V92H202ZM212 93H215V92H212ZM210 94V95H213V94ZM218 93V92H217ZM149 94V93H148ZM154 94H156V93H154ZM171 94V93H170ZM170 94H169V96H170ZM198 94V93H197ZM230 94V93H229ZM236 94V93H235ZM141 95V94H140ZM181 95V94H180ZM183 95V94H182ZM190 95V97H192V98H194V96L192 95L191 96V94H189ZM219 95V94H218ZM228 95V94H227ZM238 95V94H237ZM264 95V94H263ZM133 96V95H132ZM135 96V95H134ZM153 96V95H152ZM152 96H151V100H152ZM155 96H157L158 97V94L157 95H155ZM197 96V95H196ZM198 96H200V94L198 95ZM215 96V95H214ZM236 96V95H235ZM157 97H155V99L157 98ZM182 97V96H181ZM180 97V98H181ZM201 97V96H200ZM101 98V97H100ZM133 98V97H132ZM143 98V97H142ZM169 98V97H168ZM176 98V97H175ZM183 98V97H182ZM202 98V97H201ZM204 98V97H203ZM202 98V99H203ZM212 99H213V97H211ZM224 98V97H223ZM232 98V97H231ZM243 98H246L245 100V102H244V105L242 106V107H240V112H239V114H240V117H241V120H242V123H241V121L239 122L240 124H239V127L237 128V130L234 132V133H236L237 131H238V129H239V131H238V133L240 134V138H241V134L243 133V136H242V138H241V140L243 139L245 142H246V144H247V147L246 148H248L249 147V145L251 146L252 144H255V146H257V147H255V148H257L256 149V151H254L255 150V148H252V149H248V150H250V152H254V153H256L255 155V157H257V159H259V161L261 160L260 158H263L264 157V121H263V119H262V125H263V128H262V130L259 132V134H256V132H254V131H251L250 129H249V125H248V123H246V122H250V120H252L253 121V119H252V117H260L261 115H264V105L262 106L263 108H260L261 106H260V104H263L264 103V101H263V103L261 102L262 101V99L264 98V96H262L260 93H259V91L257 90L256 91V89L254 88V87H247V89H246V93H245V97H243ZM130 99V98H129ZM144 99V98H143ZM149 99V98H148ZM197 99V98H196ZM131 100V99H130ZM129 100V101H130ZM154 100V99H153ZM174 100H177V99H174ZM101 101H103L105 104H107L108 103V100H107V98L105 97V98H103V99H101ZM179 101H180V99H179ZM196 101V100H195ZM195 101H194V103L193 104H195V107L196 106H198L199 107V105H197L196 103H195ZM236 101V100H235ZM244 101V100H243ZM131 102V101H130ZM154 102H156L157 103V99H156V101H154ZM197 102V101H196ZM199 102H200V99H199ZM213 102V101H212ZM242 102V101H241ZM158 103H159V100H158ZM180 103V102H179ZM198 103V102H197ZM208 103V102H207ZM207 103H205L204 104V106L205 107H203L202 106V108L204 109L205 108V111H206V113L208 114L209 112H208V110H210L209 108H208V104ZM215 103V102H214ZM213 103V104H214ZM128 104V103H127ZM127 104H126V106H127ZM148 104V103H147ZM185 104V103H184ZM190 104V103H189ZM192 104V105H193ZM200 104V103H199ZM131 105V104H130ZM137 105V104H136ZM154 105H155V103H154ZM156 105H158V104H156ZM161 105H162V103H161ZM164 105H165V101H164ZM163 105V106H164ZM177 105V104H176ZM181 105V104H180ZM191 105V106H192ZM211 105V104H210ZM232 105V104H231ZM144 106H146L145 104H144ZM153 106V105H152ZM162 106V107H163ZM169 106V105H168ZM173 106H174V104H173ZM182 106V105H181ZM180 106V107H181ZM190 106V107H191ZM212 106V105H211ZM240 106V105H239ZM125 107V106H124ZM128 107V106H127ZM131 107H132V105H131ZM137 107V106H136ZM139 107H140V105H139ZM150 107V106H149ZM148 107V108H149ZM158 107V106H157ZM157 107H154V108H157ZM177 107H178V109H180L179 108V106L177 105ZM192 107H194V106H192ZM194 107V108H195ZM210 107V106H209ZM232 107H233V105H232ZM236 106H234V108H235ZM147 108V107H146ZM147 108V109H148ZM212 108H214V107H212ZM239 108V107H238ZM139 109V108H138ZM174 109H176V107H174ZM206 109H208V110H206ZM151 110V109H150ZM191 110V109H190ZM235 110V109H234ZM233 110V111H234ZM238 110V109H237ZM238 110V111H239ZM135 111V110H134ZM137 111V110H136ZM140 111V110H139ZM146 113H147V111H146V109L144 110ZM152 111V110H151ZM157 110H155L154 112H156ZM160 111L162 112V110L160 109ZM180 111V110H179ZM189 111V110H188ZM193 111V110H192ZM195 111H198V110H196L195 109ZM202 111V109L200 110V111H198V112H201ZM204 111V112H205ZM228 111V110H227ZM237 111V112H238ZM138 112V111H137ZM165 112H166V110H165ZM191 112V111H190ZM203 112V113H204ZM212 112H213V110H212ZM140 113V112H139ZM148 113H150V112H148ZM152 113V112H151ZM193 113V112H192ZM191 113V114H192ZM211 113V112H210ZM217 113V112H216ZM225 113V112H224ZM165 114V113H164ZM194 114V113H193ZM197 113H195L192 117H194V119H195V115H196ZM200 114H202V113H200ZM205 114V113H204ZM235 115H236V113H234ZM238 114V115H239ZM138 115V114H137ZM144 115V114H143ZM157 115H158V112H157V114H156V117H157ZM161 115V114H160ZM228 116H231L230 115V112L227 114ZM125 116V115H124ZM124 116H122V117H124ZM136 116V115H135ZM139 116H141V115H139ZM172 116V115H171ZM190 116V115H189ZM198 116V115H197ZM204 116V115H203ZM228 116H227V119L229 120L230 118H228ZM233 116V115H232ZM237 116V115H236ZM252 116V117H251ZM121 117V119H119V125H122V124H124L123 122H125V119H123ZM144 117V116H143ZM161 117H163V116H161ZM208 117V116H207ZM134 118V117H133ZM150 118V117H149ZM149 118H145V121H143V124L145 125V126H143V132L140 134V132H139V130L138 129H136V130H138V133L140 134L139 136H136L137 137V139H139L140 140V142H138V140H137V142L136 143H140V148L139 149H137V150H139L138 151V153H135V154H137L136 156H134V157H136V158H134L135 159V161H136V159H138V160H141L139 163H137V166L135 167V168H133L132 166H130V165H124V167L121 169L120 167H118L117 168V166H116V168L118 169L117 171H115L113 168H105L104 169V163H102V161H100V162H97L96 161V163H92V164H90L89 163V160H92L91 159V157L95 154V149L94 148H92V149H90V150H88L83 156H82V158L84 159V160H80L77 164V167H76V170L78 171L74 176H71L64 184H63V195H62V202H63V209H62V212H61V214H60V216H59V220H58V224H57V226H56V237H57V239H56V241H55V244H56V246L57 245H61L62 246V248L64 249V247H65V245H66V242H65V240H68L71 244H70V249L69 250H67V249H65L66 251L64 252V253H66L65 255H61L60 257H58V261H57V263L56 264H77L74 260H72L70 257H69V253L70 252H72L73 254H77V255H79V264H132V263H134V264H173V262H172V260H171V258H169V257H163L164 259H162V257H140L141 255H142V252H141V248H140V246H139V244H140V242L141 241H138L137 243H138V246H136L135 244H133L130 240H129V233H130V229L128 228L130 225L129 224H134V223H140V224H142V223H145V221H147L148 220V216L146 215V214H144L143 213V210L145 209L144 207H143V205L137 200V199H134V195H133V190H135V189H138V190H140V191H143V190H146V192H147V190H150V189H148L149 187L148 186H150V185H148V182H151L153 179H151V177H154L153 176V173L155 172V170H156V165H157V163L159 162V160H161V158H159V160H158V155L160 154V152L158 153V155H157V157H156V154H155V156H153V157H155L154 158V160L151 162V164H150V160H152V158L150 159V157L151 156H148V153H149V140H148V134L150 133V132H152L153 130H155V128L153 127V130L151 131V126L149 125V124H155V122H154V120L152 119V121L153 122H150L149 124L147 123V121H146V119H149ZM164 119H165V115H164V117H163ZM162 118V119H163ZM175 118V117H174ZM199 118V117H198ZM201 118V117H200ZM200 118L199 119H197L198 121L200 120ZM223 119H224V116L222 117ZM234 118H236V117H234ZM234 118H232V119H234ZM258 118H255V119H258ZM113 119V118H112ZM135 119V118H134ZM139 119V118H138ZM144 118H142L141 120H143ZM158 119V118H157ZM164 119H163V121L162 122H164ZM180 119V118H179ZM188 119V118H187ZM191 119V118H190ZM225 119H226V117H225ZM231 119V120H232ZM236 119H238V118H236ZM109 120V119H108ZM115 120H118V119H115ZM114 120V121H115ZM137 120V119H136ZM140 120V121H141ZM173 120V119H172ZM203 120L204 119H202V123H203ZM227 120V121H228ZM240 119H238V121H239ZM34 121L35 122H37V123H42V122H44V121H48V122H50L51 123V125L53 124H55V123H58V124H60V126H64V128H66V127H69L73 122H74V118L72 117V115L71 114H69L67 111H65V110H62L61 111V113L60 114H56L54 111H52L50 108H48V107H42V108H39L36 112H35V114H34ZM159 123H161L160 122V120H157ZM191 121H193V120H191ZM224 121H226V120H224ZM233 121V120H232ZM111 122H113V121H111ZM110 122V123H111ZM133 122V121H132ZM134 122H135V120H134ZM137 122V121H136ZM190 122V121H189ZM194 122H195V120H194ZM200 122H201V120H200ZM211 122V121H210ZM231 122V121H230ZM234 122H236L235 121V119H234V121H233V123ZM255 122H257V120L255 121ZM75 123V122H74ZM126 123V122H125ZM139 123V121L137 122V124ZM158 123V124H159ZM177 123V122H176ZM202 123H200V125L202 124ZM226 123V122H225ZM252 123V122H251ZM77 124H79V123H77ZM136 124V125H137ZM141 124V123H140ZM157 124V123H156ZM158 124H157V126H158ZM164 124V123H163ZM198 124H199V122H198ZM197 124V125H198ZM214 124H215V122H214ZM213 124V125H214ZM224 124V123H223ZM227 124H229V123H227ZM232 124V123H231ZM231 124H230V127H232V126H234V125H232L231 126ZM235 124V123H234ZM256 124V123H255ZM44 125V124H43ZM46 125V124H45ZM142 125V124H141ZM179 125V124H178ZM194 125V124H193ZM196 125V124H195ZM238 125V124H237ZM251 125V124H250ZM257 125V124H256ZM259 125V124H258ZM75 126V125H74ZM118 126V125H117ZM155 126V125H154ZM159 126H160V124H159ZM174 126H176L177 128L178 127H180V126H177V124L176 125H174ZM186 126V125H185ZM199 126V125H198ZM202 126H203V124H202ZM228 126V125H227ZM135 127V126H134ZM140 127V129H141V126H139ZM156 127V126H155ZM161 127H162V125H161ZM164 127V126H163ZM188 127V126H187ZM194 127V126H193ZM197 127V126H196ZM212 127V126H211ZM215 127V126H214ZM229 127V126H228ZM227 127V128H228ZM256 127H258V126H256ZM255 127V128H256ZM62 128V127H61ZM74 128V127H73ZM125 128V127H124ZM136 128V127H135ZM166 128V127H165ZM176 128V129H177ZM195 128V127H194ZM201 128H203V127H201ZM210 128V127H209ZM234 128H235V126H234ZM253 128V127H252ZM251 128V129H252ZM260 128V129H261ZM159 129V128H158ZM168 129V128H167ZM187 129V128H186ZM191 129V128H190ZM200 129V128H199ZM211 129V128H210ZM216 129L218 130V128L216 127L215 128V130H212V131H216ZM220 129V128H219ZM221 129H222V131H221ZM220 130H218L217 131V133L218 132H224L225 131V129H223V128H221ZM230 129H232V130H234L233 129V127L232 128H230ZM229 128L227 129V130H230ZM68 130H70V129H68ZM133 130V129H132ZM169 130V129H168ZM183 130H184V128H183ZM189 130V129H188ZM187 130V131H188ZM196 130V129H195ZM198 130V129H197ZM201 130V129H200ZM209 130V129H208ZM226 130V133L228 132L229 133V131H227ZM253 130H255L254 128H253ZM156 131H157V129H156ZM160 131V130H159ZM164 131H165V129H164ZM163 131V132H164ZM172 131H173V129H172ZM180 131V130H179ZM190 131V130H189ZM188 131V132H189ZM203 131V130H202ZM249 131H251V132H254V133H251V132H249ZM122 133V132H124L123 131V127H122V129H118L117 130V134L118 133ZM162 132V131H161ZM166 132V131H165ZM191 132V131H190ZM194 132V131H193ZM193 132H191V133H193ZM201 133V131H198V133ZM209 132V131H208ZM220 132V133H221ZM231 132V131H230ZM120 133H119V135H120ZM134 134L136 133V135H137V132L136 131H134L133 132ZM153 133H155V132H153ZM160 133V132H159ZM197 133V134H198ZM214 133V132H213ZM217 133H215V135L213 136L212 135V137L214 138H216V135H217ZM258 133V132H257ZM125 134V133H124ZM156 134V133H155ZM163 134V133H162ZM161 134V135H162ZM165 134V133H164ZM167 134V133H166ZM208 134V133H207ZM222 134V133H221ZM221 134H219L220 136H221ZM225 133H223L222 135H224ZM171 135V134H170ZM173 135V134H172ZM193 136H195L194 135V133L192 134ZM192 135H191V138H193L192 137ZM204 135H206V134H204ZM227 135V134H226ZM226 135H224V137L226 136ZM234 134H230L229 136H227L228 138H226L225 137V139L226 140H224L226 143H224V144H222V146H224L225 144H228L227 143V141H230L231 143V147L233 146L232 144H234V142H235V138H237V137H234L233 136ZM133 136V135H132ZM131 136V137H132ZM151 136V135H150ZM152 136H153V134H152ZM157 136H159L158 135V133H157ZM202 136V135H201ZM118 137V136H117ZM172 137V136H171ZM176 137V136H175ZM178 137V136H177ZM206 137V136H205ZM211 137V138H212ZM158 137H156V139H157ZM160 138V137H159ZM162 138V137H161ZM179 138H181V137H179ZM184 138V137H183ZM182 138V139H183ZM201 138V137H200ZM221 138V137H220ZM240 138H238V139H240ZM132 139V138H131ZM152 139V138H151ZM196 139V138H195ZM197 139H198V136H197ZM218 139V138H217ZM228 139V140H227ZM119 140H120V138H119ZM122 140H123V138H122ZM128 140H129V138H128ZM166 140H168L167 138H166ZM180 140V139H179ZM222 140H223V136H222ZM132 141V140H131ZM133 141H134V138H133ZM136 141V140H135ZM157 141V140H156ZM155 141V142H156ZM178 141V140H177ZM181 141H183V140H181ZM211 141H213L212 139H211ZM223 141V142H224ZM238 141H240V140H238ZM244 141H241V142H244ZM71 141H69V143H70ZM92 142V141H91ZM122 142V141H121ZM154 141H153V143H155ZM165 142V141H164ZM167 142H169V141H167ZM171 142V141H170ZM197 142V141H196ZM202 143H203V141H201ZM152 143V142H151ZM198 143V142H197ZM201 143V144H202ZM219 143V142H218ZM217 143V145L219 146V145H221V144H218ZM220 143H221V141H220ZM237 143V142H236ZM240 143V142H239ZM239 143H238V145H239ZM131 144V143H130ZM172 144H174L173 143V141H172ZM187 144V143H186ZM189 144V143H188ZM242 144V146H243V144L244 143H240V145ZM71 145V144H70ZM119 145V144H118ZM125 145V144H124ZM139 145V144H138ZM137 145V146H138ZM158 145V144H157ZM156 145V146H157ZM169 145H171V144H169ZM212 145V144H211ZM213 145H214V143H213ZM212 145V146H213ZM237 145V144H236ZM235 144H234V146H236ZM238 145L235 147V149H237V147H238ZM240 145H239V147H240ZM68 146V145H67ZM73 146V145H72ZM127 146H129V144L127 145ZM126 146V147H127ZM136 146V145H135ZM136 146V147H137ZM151 146V145H150ZM156 146H154V147H156ZM190 146V145H189ZM211 146V147H212ZM214 146H216V145H214ZM71 147V146H70ZM103 147V146H102ZM130 147V146H129ZM129 147H128V149H129ZM160 147H161V145H160ZM168 147V146H167ZM169 147H173V146H169ZM209 147V146H208ZM221 147V146H220ZM219 147V148H220ZM229 147V146H228ZM239 147H238V149H239ZM69 148V147H68ZM98 148V147H97ZM153 148V147H152ZM162 148V147H161ZM200 148H202V147H200ZM213 148V147H212ZM242 148V147H241ZM244 148V147H243ZM73 149H75V147L74 148H70L69 150H66L68 153H69V155H70V157L69 156H67V157H69L70 159H72L75 155H77L78 153H74L73 152ZM158 149V148H157ZM168 149H170V148H168ZM171 149H175V148H171ZM214 149H216V147L214 148ZM77 150V149H76ZM119 150V149H118ZM156 150V149H155ZM187 150V149H186ZM208 150V149H207ZM211 150V149H210ZM217 150V149H216ZM215 150V151H216ZM240 150H242V149H239L238 150V152H240ZM62 151H64L65 152V149H63L62 148ZM104 151H105V149H104ZM130 151V150H129ZM153 151V150H152ZM168 151V150H167ZM230 151V150H229ZM229 151H227V152H229ZM233 151H234V153L236 154L237 153V151L236 150H234V148H233V150H232V152L230 151V153L231 154H233ZM247 152V149L246 150H244V151H242L243 152V154H244V152ZM100 152V151H99ZM156 152H157V150H156ZM170 152H171V150H170ZM173 152V151H172ZM185 152L186 151H184V154H185ZM189 153H190V151H188ZM211 152H213V151H211ZM218 152H221V153H219V155H216L217 156V158L222 154V155H224L223 154V152L222 151H219L218 150ZM225 153H226V150L224 151ZM242 152H241V155H242ZM246 152H245V154H246ZM182 153V152H181ZM205 153V152H204ZM208 153V152H207ZM216 153H217V151H216ZM99 154V153H98ZM101 155H105L106 156V153H104V154H102V153H100ZM108 154V153H107ZM149 154H151V153H149ZM153 154H154V151H153ZM163 154H165V153H163ZM172 154V153H171ZM213 154V153H212ZM227 154V153H226ZM225 154V156L227 157H229V155H226ZM235 154H233V155H235ZM237 154H239V153H237ZM244 154V155H245ZM247 154H249V152H247ZM251 154V153H250ZM62 155V154H61ZM97 155V154H96ZM191 155H193V154H191ZM231 156V158H228V159H232V157H235V156H237V155H235V156ZM243 155V156H244ZM252 155V154H251ZM254 155V154H253ZM253 155H252V157H253ZM181 156H182V154H181ZM189 156H190V154H189ZM204 156V155H203ZM210 156H211V154H210ZM238 156H240V155H238ZM237 156V157H238ZM246 156V155H245ZM247 156H249V155H247ZM246 156V157H247ZM101 157V156H100ZM125 157V156H124ZM160 157V156H159ZM162 157V156H161ZM171 157V156H170ZM184 157V156H183ZM187 156H185V158H186ZM191 157V156H190ZM190 157H188V158H190ZM242 157V156H241ZM240 157V158H241ZM250 157V156H249ZM249 157H247V158H249ZM255 157H254V159H255ZM108 158V157H107ZM214 158H216L215 156H214ZM219 158H221V157H219ZM239 158V159H240ZM244 158V157H243ZM246 158V159H247ZM200 159V158H199ZM212 159H213V156H212ZM222 159V158H221ZM227 159V160H228ZM234 159V158H233ZM238 159V158H237ZM245 159V158H244ZM251 159H253V158H251ZM253 159V160H254ZM256 159V162L258 161ZM215 161L214 162H219L218 160H220V159H218V160H216V159H214ZM242 160V159H241ZM252 160V161H253ZM104 161V160H103ZM105 161H107V160H105ZM122 161V160H121ZM135 161H132V162H135ZM164 161V160H163ZM223 161H226L225 159L224 160H221V162H223ZM243 161V160H242ZM244 161H246V160H244ZM243 161V162H244ZM251 161V160H250ZM116 162V161H115ZM128 162V161H127ZM221 162H219V164L221 163ZM256 162L255 163H252V165L253 166H251L250 165V162H249V160H248V164H249V166H251L252 167V170H253V168H255V169H258L257 168V166H256ZM262 162V161H261ZM121 163V162H120ZM136 163V162H135ZM213 163V162H212ZM225 163V162H224ZM223 163V164H224ZM257 163H259V162H257ZM108 164V163H107ZM106 164V165H107ZM115 164V163H114ZM129 164V163H128ZM201 164V163H200ZM218 164V165H219ZM222 163L220 164V165H223ZM229 164V163H228ZM231 164V163H230ZM229 164V165H230ZM106 165H105V167H106ZM117 165H118V163H117ZM121 165H123V163L122 164H120V166ZM134 165V164H133ZM139 165V166H138ZM179 165V164H178ZM195 165V164H194ZM217 165V164H216ZM217 165V166H218ZM232 165V164H231ZM258 165V164H257ZM263 165H264V162H263ZM175 166V165H174ZM174 166H172V167H174ZM182 166V165H181ZM228 166V165H227ZM255 166V167H254ZM259 166V165H258ZM261 166H262V163H261ZM261 166H259V167H261ZM122 167V166H121ZM157 167H159V166H157ZM165 167V166H164ZM188 167V166H187ZM222 167V166H221ZM225 167V166H224ZM229 167V166H228ZM241 167V166H240ZM247 167V166H246ZM246 167H245V170L243 171L241 168V170L245 173V171H246ZM63 168V166H62V164H61V166H60V169H62ZM120 168V169H119ZM159 168H162V167H159ZM178 168V167H177ZM185 168V167H184ZM205 168V167H204ZM203 168V169H204ZM218 168V167H217ZM216 168V169H217ZM247 168H249V167H247ZM262 168H264V167H262ZM106 169H108L107 170V172H106ZM163 169V168H162ZM161 169V170H162ZM171 169V171H172V168H170ZM174 169V168H173ZM179 169V168H178ZM190 170L192 169V168H189ZM198 168H196V170H197ZM199 169H200V167H199ZM213 169V168H212ZM224 169L225 168H220V170H222V171H220V175L221 176H223L224 174H226V172L227 171H225V173L223 172L224 171ZM250 169V168H249ZM105 170V171H104ZM126 170V171H125ZM163 170H165V169H163ZM184 170H186V169H184ZM183 169L182 170H180L179 172L180 173H182V171H184ZM189 170V171H190ZM217 170H219V168L217 169ZM226 170V169H225ZM227 170H229V169H227ZM233 170H235V168H233V166H232V171ZM96 171L97 172H99L98 173V175L97 174H95L96 173ZM128 171H131L132 173L131 174H133V173H137V172H141L143 175H145L144 177H145V181L147 182L146 184H144L145 183V181H144V183L143 184H141V182H143L142 180H139L138 178L141 176L142 177V175H138L139 177H137V175H135V177H133L132 176V180H134L135 181V183H137V185L135 186V185H133L134 184V182H133V184L131 183V179L129 178V174L127 173ZM173 171H175V170H173ZM192 171H194V170H192ZM191 171V172H192ZM201 171V170H200ZM231 171V172H232ZM238 171V170H237ZM248 171V170H247ZM251 171V170H250ZM250 171H248V172H250ZM256 171V170H255ZM258 171H259V169L257 170V173H258ZM262 171H264V170H262ZM261 170L259 171L260 172V174H261V172H262ZM162 172V171H161ZM178 172V171H177ZM177 172H175V174L177 173ZM185 172H187V171H185ZM204 172V171H203ZM240 172V171H239ZM247 172V173H248ZM254 172V171H253ZM101 173V175L103 174V173H105L104 175H99ZM172 173V172H171ZM193 173V172H192ZM192 173H190V174H192ZM201 173V172H200ZM205 173V172H204ZM203 173V174H204ZM206 173H207V171H206ZM206 173L204 174V175H206ZM209 173V172H208ZM214 173V172H213ZM235 173H237V172H232L230 175L232 176V174H235ZM242 173V172H241ZM263 173V172H262ZM186 174V173H185ZM194 174V173H193ZM202 174V173H201ZM201 174L199 175V173H198V175L201 177ZM216 174V173H215ZM240 174V173H239ZM238 174V175H239ZM246 174V173H245ZM252 174V173H251ZM254 174V173H253ZM252 174V175H253ZM264 174V173H263ZM195 175V174H194ZM196 175H197V172H196ZM195 175V177H198V176H196ZM210 175H211V173H210ZM218 175V174H217ZM229 175V176H230ZM242 175V174H241ZM101 176V177H100ZM106 176H108L107 178H106ZM150 176V179L148 178ZM176 176V175H175ZM183 176H184V172H183ZM187 177H189L190 175H186ZM186 176H184L183 178L185 179V177ZM220 176V177H221ZM236 176V175H235ZM240 176V175H239ZM256 176H257V174H256ZM255 176V177H256ZM258 176H259V174H258ZM100 177V178H99ZM131 177V176H130ZM171 177V176H170ZM178 177H180V174L178 175ZM182 177V176H181ZM180 177V178H181ZM192 177H193V175H192ZM199 177V178H200ZM212 177V176H211ZM234 177V176H233ZM232 177V178H233ZM237 177V176H236ZM241 177V176H240ZM239 177V178H240ZM179 178V179H180ZM182 178V179H183ZM204 178H205V176H204ZM207 178H209V177H207ZM219 178V177H218ZM230 178V177H229ZM235 178V177H234ZM238 178V177H237ZM252 178V177H251ZM259 178H261V176L259 177ZM264 178V177H263ZM171 179H172V177H171ZM177 180H178V178H176ZM183 179V180H184ZM192 179H194V178H192ZM198 179V178H197ZM196 179V180H197ZM203 179V178H202ZM206 179V178H205ZM211 179H213V177L211 178ZM224 179V178H223ZM228 179V178H227ZM246 179V178H245ZM245 179H243V182H244V180ZM182 180V181H183ZM186 180V179H185ZM184 180V181H185ZM190 180H191V178H190ZM195 180V179H194ZM199 180V179H198ZM247 180V179H246ZM255 180V179H254ZM253 180V181H254ZM263 180V182H264V179H262ZM262 180H260V181H262ZM141 181V182H140ZM189 181V180H188ZM200 181H202L201 179H200ZM213 181V180H212ZM230 181V180H229ZM233 181H234V179H233ZM233 181H232V183H233ZM248 181V180H247ZM259 181V182H260ZM187 182V181H186ZM191 182V181H190ZM195 182H197V181H195ZM207 182H208V180H207ZM227 182V181H226ZM241 182H242V180H241ZM250 182H252V181H250ZM173 184H174V182H172ZM180 183V182H179ZM188 183V182H187ZM187 183L186 184H184V182H183V185L185 186V185H187ZM202 183H205V182H202ZM200 184L201 186L203 185L204 186V184ZM212 183H214V182H212ZM220 183V182H219ZM230 183V182H229ZM232 183H230V185L232 184ZM240 183V182H239ZM245 183V182H244ZM248 183V182H247ZM255 183V182H254ZM260 183H262V182H260ZM154 184V183H153ZM176 184V183H175ZM174 184V185H175ZM189 184V183H188ZM192 184V183H191ZM191 184H190V186H191ZM207 184V183H206ZM206 184H205V187H206ZM257 184L259 185V183H256V186H257ZM156 185V184H155ZM173 185V186H174ZM181 185V184H180ZM193 185L194 186H196L194 183H193ZM211 185V184H210ZM210 185H208V186H210ZM213 185V184H212ZM215 185H218L219 186V184H215ZM229 185V184H228ZM242 185V184H241ZM244 185V184H243ZM242 185V186H243ZM248 185H249V183H248ZM247 185V187H250V186H248ZM250 185H251V183H250ZM254 185V184H253ZM197 186L199 187V185L197 184ZM218 186H214V188L215 187H218ZM232 186V185H231ZM236 186V185H235ZM163 187V186H162ZM204 187V188H205ZM212 187V186H211ZM240 187V186H239ZM254 187H255V185H254ZM254 187H252V188H254ZM262 187H264V186H262ZM151 188V187H150ZM159 188V187H158ZM178 188H180V187H178ZM184 190H185V188L184 187H182ZM182 188H180V190L182 189ZM202 188V187H201ZM204 188H202V189H204ZM210 188V187H209ZM237 188V187H236ZM257 188H258V186H257ZM176 189V188H175ZM181 190V191H183L184 192V190ZM196 189H200V187L199 188H196ZM240 189V188H239ZM243 189H247L246 187H244ZM189 190H190V188H189ZM195 190V189H194ZM207 190V189H206ZM205 189H204V191H206ZM211 189H209V191H210ZM217 190H219V189H217ZM241 190V189H240ZM250 190H251V188H250ZM187 191H188V189H187ZM192 191H193V189H192ZM196 191V190H195ZM243 191V190H242ZM247 192H249L248 190H246ZM264 191V188H263V190H262V192ZM145 192V193H146ZM149 192H151V191H149ZM237 192V191H236ZM256 192V191H255ZM143 193V192H142ZM141 193V194H142ZM152 193V192H151ZM208 193V192H207ZM240 193H241V191H240ZM144 194V193H143ZM142 194V195H143ZM147 194V193H146ZM244 194H246V193H244ZM254 194V193H253ZM257 194V193H256ZM136 195V194H135ZM242 195V194H241ZM261 195H262V193H261ZM235 196V195H234ZM233 196V197H234ZM242 196H244V195H242ZM251 196V195H250ZM256 197H258L257 195H255ZM148 197V196H147ZM157 197V196H156ZM240 196H238V198H239ZM246 197V196H245ZM253 197V196H252ZM251 197V198H252ZM260 197V196H259ZM237 198V197H236ZM236 198H234V199H236ZM243 198V197H242ZM242 198H241V200H242ZM248 198V197H247ZM246 198V199H247ZM261 198V197H260ZM217 199V198H216ZM218 199H219V196H218ZM254 199H255V197H254ZM253 199V200H254ZM263 199V198H262ZM205 200V199H204ZM215 200V199H214ZM214 200H212V201H208V203H211V202H214ZM249 200V202L251 201L250 199H248ZM144 201V199L142 200V202ZM150 201V200H149ZM217 201L218 200H216L215 202L217 203ZM221 201V200H220ZM231 201V200H230ZM234 201V200H233ZM233 201H232V203H233ZM238 201V200H237ZM262 201V200H261ZM151 202V201H150ZM191 202V201H190ZM190 202H188V203H190ZM203 203H204V201H202ZM201 202V203H202ZM207 202V201H206ZM223 202V201H222ZM234 202H236V201H234ZM246 202V201H245ZM244 202V203H245ZM254 202V201H253ZM255 202H257L256 200H255ZM264 202V201H263ZM262 202V203H263ZM230 203V202H229ZM237 203V202H236ZM247 203H248V201H247ZM251 203V202H250ZM191 204V203H190ZM194 204V203H193ZM192 204V205H193ZM207 204V203H206ZM214 204V203H213ZM218 204V203H217ZM259 204V203H258ZM151 205V204H150ZM192 205H191V207H192ZM196 205L198 206V204L196 203ZM235 205V204H234ZM233 205V206H234ZM255 205V204H254ZM254 205H252L253 207H255ZM194 206H195V204H194ZM210 206H211V208H212V205L210 204ZM216 206V205H215ZM228 206H229V204H228ZM232 206V207H233ZM252 206H247V204H246V207H252ZM186 207V206H185ZM226 207V206H225ZM235 207V206H234ZM245 207V208H246ZM252 207V208H253ZM190 208V207H189ZM192 208H195L196 209V206L195 207H192ZM203 208H204V205H203ZM216 208H218L217 206H216ZM227 208V207H226ZM202 209V208H201ZM231 209V208H230ZM254 209V208H253ZM154 210H155V206L152 208V212H154ZM205 211H210L211 209L210 208H208V207H206V209H204ZM216 210V209H215ZM195 211V210H194ZM212 211V210H211ZM211 211H210V213H211ZM250 211V210H249ZM255 211V210H254ZM257 211V210H256ZM197 212V211H196ZM263 212H264V209H263ZM213 213V215H212V219H213V216L214 215H216L217 214V211H213L212 212ZM220 213V212H219ZM229 213V212H228ZM237 213V212H236ZM247 213V212H246ZM193 214H194V212H193ZM192 214V215H193ZM196 215H197V213H195ZM207 215H208V212L206 213ZM248 214H249V212H248ZM219 215V214H218ZM245 215V214H244ZM183 216V215H182ZM223 216V215H222ZM250 216V218L248 219V220H250L251 221V223H249V224H252L250 227L251 228H248V229H246L244 232H245V234L247 235L246 236V238H245V245H243V246H246L245 247V250L243 249V248H241V247H243V246H239L240 244H241V241H242V237H244V236H241V235H239V236H236L237 238H240V242L238 243L239 245H236V249L237 248H241L240 250H242V251H236V250H234L233 248V250L232 249H230L232 246H230V244H228V245H226L227 246V249L229 248V251L226 253V252H224L225 251V249H226V247L225 246H222V242H220L221 243V245L219 246V248L217 247V248H214L213 247V243H212V241H213V239L214 238H216L217 237V239H218V237H219V239H222V238H220L221 237V235H222V237L224 236L223 234H226V237H230L229 235H230V233L232 234V232H236V234H237V232H239V229L237 230V229H235V228H230V226H229V228L227 227V228H219V224H220V220H222V219H219V222H217L216 223V227H215V225L214 226H210V222H209V218H207V217H204V221L202 222L201 220V226H200V231H199V233L200 234H202V235H204V237H203V239L205 240L204 241V243H202V245L201 246H210L211 247V251H209L210 253H208L207 252V250H206V247H204V248H201V246H199V251L201 250L202 252H201V254H202V256H200V257H187L186 258V260H183L184 262H182V261H180L179 263H176V264H257V263H260V264H264V213H259V214H256V215H249ZM193 217V216H192ZM203 217V216H202ZM216 217V216H215ZM243 217V216H242ZM246 217H247V215H246ZM194 218L195 217H193V220H194ZM211 218V217H210ZM221 218V217H220ZM165 219V218H164ZM214 220V219H213ZM185 222V221H184ZM222 222V221H221ZM233 222V221H232ZM246 224H248V222L246 223ZM245 224V225H246ZM129 225V226H128ZM184 225V224H183ZM217 225H218V227H217ZM232 227V226H231ZM247 227V226H246ZM245 227V228H246ZM134 229V228H133ZM182 229V228H181ZM198 229H199V227H198ZM218 229H220V230H218ZM148 230V229H147ZM200 234H199V238L201 237L200 236ZM221 234V235H220ZM240 234V233H239ZM136 237V236H135ZM202 238V237H201ZM223 238H225V237H223ZM232 238H233V236H232ZM231 240V239H230ZM216 241H219V240H216ZM221 241V240H220ZM131 242V243H130ZM214 242V241H213ZM236 242V241H235ZM131 244H133L134 246H136V247H132L131 246ZM204 244V245H203ZM226 244V243H225ZM233 244V243H232ZM53 245V244H52ZM235 245V244H234ZM248 245V246H247ZM113 246H116V247H118V248H120V253H121V255H120V257H116V263H113L112 262V260H113V256L111 257V253L113 252ZM238 246V247H237ZM260 246V248H259V250H257L258 248H256V247H259ZM115 247V248H116ZM234 247V246H233ZM56 248V247H55ZM255 248H256V250H255ZM203 249V250H202ZM226 249V250H227ZM215 250H217V251H215ZM238 250V249H237ZM238 252V253H236V252ZM223 252L226 254V257H208V255L210 254V255H212L213 256V254H221V255H223ZM243 252V253H242ZM133 253H136V254H138V257H130V256H132V254ZM242 253V254H241ZM245 253V254H244ZM251 253H253V255L251 256V259H248V258H250L249 257V255L251 254ZM216 254L214 255V256H216ZM244 254V256H248V257H242V255ZM135 255V254H134ZM238 255H240V257H238ZM224 256V255H223ZM136 262V263H135Z\"/></svg>",
    "mask_w": 264,
    "mask_h": 264
},
{
    "label": "crops",
    "instance_id": "crops-1",
    "mask_svg": "<svg viewBox=\"0 0 264 264\" xmlns=\"http://www.w3.org/2000/svg\"><path fill=\"white\" fill-rule=\"evenodd\" d=\"M33 40L39 46L47 43L45 37ZM51 86L49 79L35 75L23 90L31 100L47 104L60 99ZM12 91L18 92L0 96V264H39L54 210L45 200L31 140L23 141V126L15 122L21 115L8 100Z\"/></svg>",
    "mask_w": 264,
    "mask_h": 264
},
{
    "label": "built area",
    "instance_id": "built-area-1",
    "mask_svg": "<svg viewBox=\"0 0 264 264\" xmlns=\"http://www.w3.org/2000/svg\"><path fill=\"white\" fill-rule=\"evenodd\" d=\"M50 20H51V13L47 11H44L39 17L40 24L45 27L50 25ZM58 56H60L59 49L55 46L49 47L40 57L37 63L38 68L42 71L48 69L50 64L53 62V60L56 59ZM50 264H55V263H50Z\"/></svg>",
    "mask_w": 264,
    "mask_h": 264
}]
</instances>
